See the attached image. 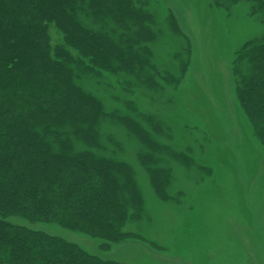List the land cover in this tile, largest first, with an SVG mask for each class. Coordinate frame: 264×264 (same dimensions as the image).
Here are the masks:
<instances>
[{"label": "rangeland", "instance_id": "374dc122", "mask_svg": "<svg viewBox=\"0 0 264 264\" xmlns=\"http://www.w3.org/2000/svg\"><path fill=\"white\" fill-rule=\"evenodd\" d=\"M135 1L153 15L155 38L147 45L154 68L146 70L152 81L124 71H75L106 112L130 116L157 144L117 121L97 125L95 153L129 164L137 182L140 217L123 231L139 238L113 243L55 222L7 220L119 263L264 264V142L240 106L236 74L237 67L247 74L239 56L264 36V18L248 0ZM49 34L53 46L63 43L54 24ZM142 154H149L146 163ZM153 178L162 183L155 187Z\"/></svg>", "mask_w": 264, "mask_h": 264}, {"label": "trees", "instance_id": "16d2710c", "mask_svg": "<svg viewBox=\"0 0 264 264\" xmlns=\"http://www.w3.org/2000/svg\"><path fill=\"white\" fill-rule=\"evenodd\" d=\"M248 1L264 18V0ZM80 13L100 28L87 27ZM152 22L135 0H0V264H126L7 218L55 222L113 243L139 238L123 231L131 217H140L137 182L129 164L95 153L97 125L117 121L157 144L130 116L106 112L76 82L75 68L152 81L146 75L154 68L147 45L155 38ZM51 24L63 43L52 45ZM239 60L249 66L247 74L236 68L238 101L264 142V36L248 43ZM148 155L140 156L142 163Z\"/></svg>", "mask_w": 264, "mask_h": 264}]
</instances>
